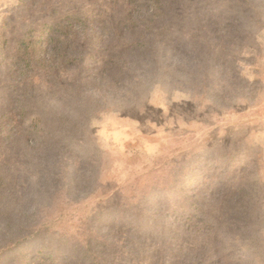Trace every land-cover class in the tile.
<instances>
[{"label": "rangeland", "instance_id": "374dc122", "mask_svg": "<svg viewBox=\"0 0 264 264\" xmlns=\"http://www.w3.org/2000/svg\"><path fill=\"white\" fill-rule=\"evenodd\" d=\"M160 4L164 7L166 2L0 0V38L5 31L17 36L27 27L38 29L82 14L83 37L87 33L98 41L104 37L113 41L98 44L104 53L95 54L101 56L97 57L101 65L106 49L115 47L116 40L108 34L121 18L119 12L129 7L139 15ZM175 5L180 14L172 16L173 29L196 46L188 54L193 70L183 69L173 79L165 70L163 78H150L133 101L87 121L99 163L95 185L86 195L70 203L63 189L53 194L42 185L43 192L32 201L29 198L44 181L43 171L18 173L19 181L23 177L20 202L28 206L21 218L23 234L14 239L31 236L1 251L0 264H23L22 260L42 264L50 250L54 257L45 259V264L82 257H67L71 246L59 239L63 232L85 244L95 233L112 251L111 240L123 235L117 253L106 256L113 264H148L153 258L156 264H172L173 258L189 260L186 253L203 261L212 259L211 264H264V0H177ZM212 13L216 17L209 18ZM93 45L84 43L82 49L95 53ZM170 56L168 49L158 60L166 67ZM184 58L180 56L182 62ZM72 69L76 70L69 76L77 75L79 67ZM38 75L42 80L35 84L40 86L46 80L41 72L34 79ZM190 179L197 182L192 189ZM196 197L207 213L201 219L206 232L196 244L190 238L196 250L186 243L181 257L173 238L176 224L168 222L169 215L187 209L186 203ZM94 217L95 228L89 229ZM51 239L38 258L31 253L29 245L38 251ZM62 251L65 254L57 256Z\"/></svg>", "mask_w": 264, "mask_h": 264}, {"label": "trees", "instance_id": "16d2710c", "mask_svg": "<svg viewBox=\"0 0 264 264\" xmlns=\"http://www.w3.org/2000/svg\"><path fill=\"white\" fill-rule=\"evenodd\" d=\"M163 1L166 2L164 7L160 4L149 8L147 12H139V15H133V11L125 7L119 12L121 18L118 21L111 19L114 21L112 34H106L116 40L113 44L115 49H106L107 57L101 61V65L97 58L101 56H95L100 53L98 44L113 41L106 40V37L103 41H98L86 36L87 33L83 37L79 23L80 19L85 18L82 14L42 24L38 29L27 27L21 35H11L6 31L1 35L0 252L31 236L25 234L24 239H14L18 236L16 234H23L24 222L21 218L28 206L20 202L23 177L19 181L18 173L24 174L34 169L43 171L44 181L40 182L36 193L29 198L32 201L43 192L42 185L53 194L63 189L70 203L86 195L95 185L99 163L98 150L92 146L85 128L89 126L87 121L111 107L133 101L150 78H163L165 70L170 72V79L183 69L188 72L193 70L190 62L192 55L188 54L196 46L185 39L182 31L173 29L176 17L172 19V16L180 14L175 8L177 0ZM116 14L118 15L116 12L113 17ZM213 17L216 16L212 13L209 18ZM135 31L136 35L132 37ZM101 34L104 35L103 32ZM91 41L94 42L92 48L97 50L95 53L86 52L84 47L82 49L84 43L90 44ZM168 49L172 56L170 64L165 67L158 58ZM181 55L187 56L183 62ZM75 66L79 67V72L69 76L70 72L76 70L72 69ZM39 72L44 74L42 77L46 81L37 86L35 83L42 79L40 75L37 79L34 76ZM202 168L203 166L200 167L201 170ZM196 172L198 169L191 173V177ZM190 184V189L197 186V182L194 184L192 179ZM199 188L202 193L205 192V188ZM182 191L185 192L186 189L182 188ZM186 205L189 206L187 209L173 210L168 220L176 224L173 238L179 256L186 243L188 248L194 250L195 245L192 248L190 238L193 237L196 244L198 236L206 232L201 219L207 213L201 206L199 197L191 198ZM96 220L95 217L90 220L92 224L89 229L95 228ZM142 228L148 230L149 227L143 225ZM97 229L100 231L101 226ZM54 235L51 238H56ZM59 237L71 246L68 258L82 256L76 260H68L66 264H113L106 256L117 253V244L124 240L123 235L111 240L109 246L114 247L112 251L106 247L108 243L105 239L95 238V233L90 234L91 240L87 244L64 232ZM51 241L52 239L42 244L43 249L38 251L34 250V245H29L31 253L38 258L44 248H49ZM62 252L57 256H63L65 253ZM186 255L189 260L184 258L181 262L173 258L172 264L213 263L212 259L203 261L199 256ZM53 257V250L44 253L42 264L46 263L45 259ZM22 262L27 263L25 260ZM156 263L158 261L153 258L148 264Z\"/></svg>", "mask_w": 264, "mask_h": 264}]
</instances>
